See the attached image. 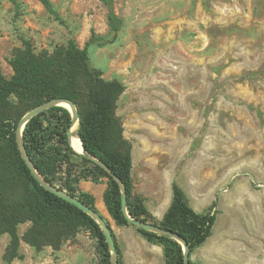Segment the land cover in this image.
<instances>
[{"label":"rangeland","instance_id":"rangeland-1","mask_svg":"<svg viewBox=\"0 0 264 264\" xmlns=\"http://www.w3.org/2000/svg\"><path fill=\"white\" fill-rule=\"evenodd\" d=\"M113 1L118 35L99 0H51L59 18L39 0H0L2 74L17 81V70L31 67L39 75L3 118L19 123L46 103L34 108L43 89L72 96L79 116L91 110L83 74L74 84L66 77L73 43L124 87L109 146L132 147L133 197L161 217L176 182L197 213L217 202L214 230L264 238V0ZM16 157L0 140V264H103L89 225L40 214ZM85 182L81 192L94 198L127 264L140 234L110 215L108 179Z\"/></svg>","mask_w":264,"mask_h":264},{"label":"trees","instance_id":"trees-1","mask_svg":"<svg viewBox=\"0 0 264 264\" xmlns=\"http://www.w3.org/2000/svg\"><path fill=\"white\" fill-rule=\"evenodd\" d=\"M39 1L51 15L59 18L51 0ZM99 1L109 8L108 18L115 34L118 35L122 24L114 12V1ZM70 60L68 68L70 70L72 68V72H66L68 82L74 84L76 75L81 73L90 86L88 103L91 110L84 114L80 112V127L75 133V136L82 141L85 152L84 155L76 153L69 142L68 131L72 126V115L69 110L63 107H52L32 118L23 131L24 146L38 174L49 185L67 192L99 214L94 198L90 194L81 192L79 184L82 181L98 184L103 179H108L104 202L114 221L120 226H133L149 243L162 247L165 264H185L183 246L176 239L170 235L145 231L129 222L122 209L120 184L89 156L96 158L106 165L126 187L127 210L131 218L153 224L180 237L189 247V264H201L193 262L191 255L213 234L217 212L212 213V210L216 208L217 202L207 211L197 213L190 206L184 191L174 182L171 206L161 221L156 220L142 200L133 197L132 147L129 146L123 151H115L109 146V133L115 121L114 105L124 90L122 83L118 80L103 79L101 73L90 66L87 53L73 43L70 48ZM37 78H39L38 73L30 67L17 70V81H8L0 69V140H8L12 143L17 155L16 173L30 185L32 193L38 197L40 214L53 215L62 221H81L89 225L101 245L103 264H111L112 255L101 227L90 215L47 191L40 184L20 153L16 135L18 121L13 122L2 116L1 110L10 104L11 97L14 95L27 97L33 90ZM60 98L75 101L72 96H62L53 89L50 91L43 89L36 99L38 101L35 102L34 108L44 102ZM113 237L116 242L114 232ZM116 249L118 264H122V253L117 242Z\"/></svg>","mask_w":264,"mask_h":264},{"label":"crops","instance_id":"crops-1","mask_svg":"<svg viewBox=\"0 0 264 264\" xmlns=\"http://www.w3.org/2000/svg\"><path fill=\"white\" fill-rule=\"evenodd\" d=\"M168 208L163 209L161 217H157L155 210L151 213L161 221ZM255 240L263 241L264 238L214 230L207 241L193 252L191 259L201 264H264V241L259 243ZM133 243L132 249L127 250L130 252L126 256L127 264H165L162 247L147 242L141 235L134 237Z\"/></svg>","mask_w":264,"mask_h":264},{"label":"water","instance_id":"water-1","mask_svg":"<svg viewBox=\"0 0 264 264\" xmlns=\"http://www.w3.org/2000/svg\"><path fill=\"white\" fill-rule=\"evenodd\" d=\"M62 104H65L68 106V108H66L67 110H69V112L72 115V126L70 128V130L68 131V139L69 142L72 146V137H73V127L76 123L79 122L80 120V116H79V112L77 109V106L75 105V103L71 100H66V99H57V100H51L49 102H46L45 104L35 108L34 110H32L31 112H29L19 123H18V127H17V144L18 147L20 149V153L22 155L23 160L26 162L27 166L29 167V169L33 172L34 177L40 182V184L49 192H51L52 194L58 196L59 198L69 202L70 204L74 205L75 207H77L78 209H80L81 211L87 213L88 215H90L95 221L96 223L101 227L105 238H106V242L109 246L111 255H112V262L111 264H118V256H117V249H116V242L115 239L113 237V232L112 229L110 227V225L107 223V221L103 218V216L101 214H99L97 211L93 210L92 208L84 205L79 199L71 196L70 194H68L67 192L58 189L57 187L51 186L49 185L47 182H45V180L43 179L42 176H40L37 172V170L35 169L33 163L31 162L26 148L24 146L23 143V131L26 127V125L28 124V122L34 118L35 116L39 115L40 113L52 108V107H63ZM65 108V107H63ZM79 138V137H78ZM80 139V138H79ZM81 141V140H80ZM82 143V141H81ZM73 148V146H72ZM74 149V148H73ZM82 149L83 151L81 153L77 152L75 149V152L80 154V155H84L85 152V148L82 144ZM90 159H92L93 161H95L96 163H98L99 165H101L113 178L115 181H117L120 184V188H121V192H122V209L123 212L125 214V216L127 217V219L129 220V222L134 225L137 228L143 229L145 231H149V232H155V233H160V234H166V235H170L172 236L174 239H176L180 244H182L183 246V251H184V263L185 264H189V259H190V255H189V247L187 245V243L185 241H183L180 237L170 233V232H166L162 229H160L159 227H156L153 224H147L143 221H139V220H134L131 218L128 210H127V192H126V187L121 183V181L118 179V177L113 174L111 172V170L104 165L103 163L99 162L96 158L89 156Z\"/></svg>","mask_w":264,"mask_h":264},{"label":"bare ground","instance_id":"bare-ground-1","mask_svg":"<svg viewBox=\"0 0 264 264\" xmlns=\"http://www.w3.org/2000/svg\"><path fill=\"white\" fill-rule=\"evenodd\" d=\"M62 106L65 108H68V106L65 104H62ZM77 127H78V125L76 123L73 127L74 132H73V137H72V146L77 152L81 153L83 151L82 143H81L80 139L77 136H75Z\"/></svg>","mask_w":264,"mask_h":264}]
</instances>
